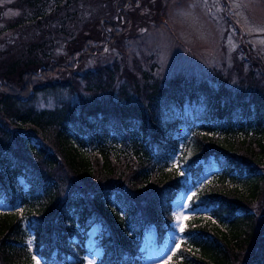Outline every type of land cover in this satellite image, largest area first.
<instances>
[{"label":"trees","instance_id":"obj_1","mask_svg":"<svg viewBox=\"0 0 264 264\" xmlns=\"http://www.w3.org/2000/svg\"><path fill=\"white\" fill-rule=\"evenodd\" d=\"M138 1L17 0L0 23V264H86L98 225V264H141L187 179L207 214L187 221L170 264H264V56L247 52L255 69L234 84L220 70L163 84L122 53L85 67L120 46Z\"/></svg>","mask_w":264,"mask_h":264},{"label":"rangeland","instance_id":"obj_2","mask_svg":"<svg viewBox=\"0 0 264 264\" xmlns=\"http://www.w3.org/2000/svg\"><path fill=\"white\" fill-rule=\"evenodd\" d=\"M16 1L0 0V23L20 13L11 8ZM137 5L141 8L132 25L117 27L120 46L106 48L104 56L89 57L85 67L94 64L105 67L122 53L128 56L129 64L134 57H139L141 69L160 78L158 81L163 84L178 81L180 77L183 83L191 78L208 80L219 70L234 84L236 70L244 76L250 68L255 69L247 52L256 51L264 56V30H261L264 29V0H139ZM134 9L133 13L137 11ZM59 96L63 99L70 94L68 91L60 95L42 92L35 100L36 106L40 110H53ZM179 154L173 156L174 165H179ZM214 171L206 172L203 181L209 182L215 176ZM184 184L172 202L174 217L164 241L158 244L156 232L152 230L145 234L140 247L141 264H170L183 239L184 231H180V226L185 230L187 221L198 211L207 214L206 210L193 206L197 186L193 187L189 179ZM26 188L27 184L24 187L27 192ZM10 209V203L0 200V212ZM15 209H20L19 203ZM177 216L180 225H177ZM100 236V226H93L86 246V264H98L103 256ZM30 245L33 247V243Z\"/></svg>","mask_w":264,"mask_h":264},{"label":"snow or ice","instance_id":"obj_3","mask_svg":"<svg viewBox=\"0 0 264 264\" xmlns=\"http://www.w3.org/2000/svg\"><path fill=\"white\" fill-rule=\"evenodd\" d=\"M261 30H264V29H261ZM176 219H177V225H180V217L177 216ZM180 231L181 232L184 231V227L183 226H180ZM29 243H31V242H29ZM177 248H179V245H177ZM169 259H171V258H169ZM33 260H34L35 264H41V259L39 257L33 256ZM89 264H91V262H89Z\"/></svg>","mask_w":264,"mask_h":264}]
</instances>
